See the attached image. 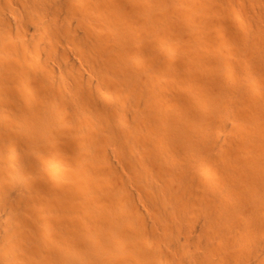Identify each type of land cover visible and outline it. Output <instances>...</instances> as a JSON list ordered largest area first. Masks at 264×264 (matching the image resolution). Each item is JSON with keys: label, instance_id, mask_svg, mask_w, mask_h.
<instances>
[{"label": "bare ground", "instance_id": "obj_1", "mask_svg": "<svg viewBox=\"0 0 264 264\" xmlns=\"http://www.w3.org/2000/svg\"><path fill=\"white\" fill-rule=\"evenodd\" d=\"M0 264H264V0H0Z\"/></svg>", "mask_w": 264, "mask_h": 264}]
</instances>
